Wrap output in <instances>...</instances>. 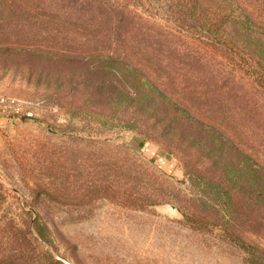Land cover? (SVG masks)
Instances as JSON below:
<instances>
[{"label": "rangeland", "instance_id": "rangeland-1", "mask_svg": "<svg viewBox=\"0 0 264 264\" xmlns=\"http://www.w3.org/2000/svg\"><path fill=\"white\" fill-rule=\"evenodd\" d=\"M233 1L257 6L261 30L245 39L264 58V0ZM93 52L138 68L167 99L115 113L82 104L78 84L99 75L73 56ZM69 124L79 131L61 133ZM208 129L264 166V91L174 23L127 0H0V264H245L219 229L179 209L214 218L190 207L181 160L207 161L196 141Z\"/></svg>", "mask_w": 264, "mask_h": 264}, {"label": "trees", "instance_id": "trees-1", "mask_svg": "<svg viewBox=\"0 0 264 264\" xmlns=\"http://www.w3.org/2000/svg\"><path fill=\"white\" fill-rule=\"evenodd\" d=\"M127 1L149 15L174 23L178 29L203 42L264 91V58L258 52L251 51L245 39V36H251L261 30L257 25H262L256 16L258 8L254 4H240L233 0ZM34 53L39 58L47 56L46 52L39 50ZM48 56L51 59L59 57L52 53ZM63 58L68 60L70 56ZM73 58L80 66H88L81 69H88L91 73L99 75L96 80L90 77L85 80L84 77L78 84L88 95V99L83 100L82 104H92L99 110L112 109L115 113L118 105H125L129 112L133 104L138 108L139 103L156 100L157 96L167 99L141 70L120 58L105 56L99 52L76 55ZM78 101L81 103L80 99ZM95 107L91 108L97 111ZM104 118L107 119L108 116ZM129 120L132 118L129 117ZM129 120L126 127L134 131L135 128ZM74 127L75 125L69 124L60 131H79ZM199 138L201 141H196L199 150L209 157L201 166L181 158L185 166V183L187 186L190 184L197 194L196 198H193L195 204H190V207L212 208L214 218L203 213L190 212L181 204L179 209L186 223L197 229H219L225 239L247 254L245 264H264V166L240 152L231 140L226 137L224 139L223 135L214 129L204 130L203 136ZM230 150L234 155H231ZM221 151L225 154L230 152L231 157L220 155ZM217 155L219 158L224 157L223 168L220 166V160H215ZM210 159L213 161L208 165ZM220 169H223V181L217 178V171ZM231 185L234 187L229 188ZM1 199L0 194V202ZM169 202L176 204L173 200ZM185 202L189 203L187 200ZM251 203H254V208L249 210ZM31 227H35L42 242L54 245L49 229L40 224L38 218H35ZM243 233H247L253 241L242 237ZM49 260L48 264H65L55 261L51 256Z\"/></svg>", "mask_w": 264, "mask_h": 264}]
</instances>
